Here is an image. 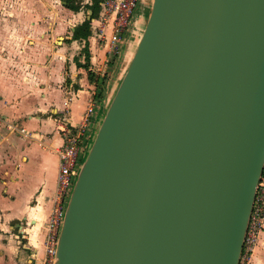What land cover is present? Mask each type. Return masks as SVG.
Returning a JSON list of instances; mask_svg holds the SVG:
<instances>
[{"label": "water", "instance_id": "water-1", "mask_svg": "<svg viewBox=\"0 0 264 264\" xmlns=\"http://www.w3.org/2000/svg\"><path fill=\"white\" fill-rule=\"evenodd\" d=\"M264 166V0H152L54 264H240Z\"/></svg>", "mask_w": 264, "mask_h": 264}, {"label": "crops", "instance_id": "crops-1", "mask_svg": "<svg viewBox=\"0 0 264 264\" xmlns=\"http://www.w3.org/2000/svg\"><path fill=\"white\" fill-rule=\"evenodd\" d=\"M78 1L76 11L64 0H0V264H51L46 225L57 188L62 128L85 123L92 106L90 146L109 104V86L99 99L95 95L94 79L107 73L108 60L93 25L101 10L92 18L88 39H75V27L92 14V0H85L87 16L85 2ZM137 10L132 24L140 26L143 12ZM246 264H264V230Z\"/></svg>", "mask_w": 264, "mask_h": 264}, {"label": "built area", "instance_id": "built-area-1", "mask_svg": "<svg viewBox=\"0 0 264 264\" xmlns=\"http://www.w3.org/2000/svg\"><path fill=\"white\" fill-rule=\"evenodd\" d=\"M140 0H101V12L93 25H102L100 37L104 41L106 52L118 55L131 30ZM110 25L109 33L104 27ZM93 107L88 106L84 122L80 125H66L62 128L63 143L58 148L59 170L54 205L46 225V255L51 264L56 259L59 233L63 224L66 206L71 195L75 180L89 150L86 133L87 122ZM9 128L15 126L9 125ZM25 132V128H20ZM264 230V166L257 183L255 199L244 238L241 258H251L259 244Z\"/></svg>", "mask_w": 264, "mask_h": 264}, {"label": "rangeland", "instance_id": "rangeland-1", "mask_svg": "<svg viewBox=\"0 0 264 264\" xmlns=\"http://www.w3.org/2000/svg\"><path fill=\"white\" fill-rule=\"evenodd\" d=\"M83 1L85 2L84 3L85 5L83 7V16H87L89 14V11L87 10V8H88L87 2L85 0H83ZM140 1H144V0H140ZM89 2H90V0H89ZM151 2H152V0H146L144 3L139 4V6H137L138 8H136V10L140 9L139 12H143L142 21H141V23H139L140 26H138V24H135V23L132 24L131 30L127 36L126 43L124 44L122 51L118 55H116L117 61L114 60L115 58H114L113 54H110V53L108 54V60H106V63H107L106 72L108 75L107 86H109V88H107V95L109 98V102L111 101L113 95L115 94V92L119 86V83H120L122 77L124 76L125 71L127 69V66L130 63L132 56L136 50V47L139 43V40L141 38L142 32L145 28V25H146V22L148 19L150 7H151ZM97 17H99V15ZM101 27H102V25H99L96 27V31H97V32H95V33H97L96 36L98 34H101V32H102ZM106 32L109 33V29H107ZM97 37H98L99 46H102L103 45V39L101 37L99 38V36H97ZM128 40L130 41L129 45H128ZM127 45H128V47H127ZM126 47H127V49H126ZM120 66H121V68H120ZM86 156H87V154H86ZM86 156H85V158H86ZM253 254H254V252H253ZM253 254H252V256H253ZM252 256H251V258H252ZM251 258H249V259L241 258L240 264H246L247 262L250 261Z\"/></svg>", "mask_w": 264, "mask_h": 264}, {"label": "trees", "instance_id": "trees-1", "mask_svg": "<svg viewBox=\"0 0 264 264\" xmlns=\"http://www.w3.org/2000/svg\"><path fill=\"white\" fill-rule=\"evenodd\" d=\"M65 5L73 10H79L81 7V4L78 0H64ZM101 0H92V3L89 5V7L92 9V14L90 18L84 19L80 24H78L74 31H73V37L75 39H88V37L92 34V18L96 17L98 13L101 10ZM85 49H87V44L85 45ZM115 60V59H114ZM107 73L104 74L101 77H97L94 79L96 83V98H100L104 95V91L107 88Z\"/></svg>", "mask_w": 264, "mask_h": 264}, {"label": "bare ground", "instance_id": "bare-ground-1", "mask_svg": "<svg viewBox=\"0 0 264 264\" xmlns=\"http://www.w3.org/2000/svg\"><path fill=\"white\" fill-rule=\"evenodd\" d=\"M133 57V56H132ZM112 96V95H111Z\"/></svg>", "mask_w": 264, "mask_h": 264}]
</instances>
